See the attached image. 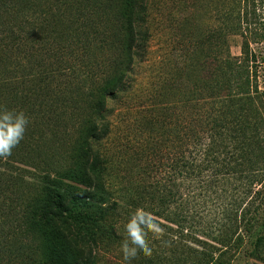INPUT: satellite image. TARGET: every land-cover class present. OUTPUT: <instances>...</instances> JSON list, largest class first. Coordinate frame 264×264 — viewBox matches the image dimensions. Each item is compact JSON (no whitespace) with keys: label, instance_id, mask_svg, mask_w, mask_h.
Instances as JSON below:
<instances>
[{"label":"trees","instance_id":"1","mask_svg":"<svg viewBox=\"0 0 264 264\" xmlns=\"http://www.w3.org/2000/svg\"><path fill=\"white\" fill-rule=\"evenodd\" d=\"M150 8L0 0V107L29 118L0 158V246L14 264H96L100 223L124 203L191 238L207 256L198 264H223L242 234L264 231V90L249 39L264 41V23L254 33V2L222 0L220 57L211 59L217 34L198 43L162 93L174 103L140 115L134 144L108 148L109 105L146 57ZM232 36L243 37L239 57Z\"/></svg>","mask_w":264,"mask_h":264},{"label":"rangeland","instance_id":"2","mask_svg":"<svg viewBox=\"0 0 264 264\" xmlns=\"http://www.w3.org/2000/svg\"><path fill=\"white\" fill-rule=\"evenodd\" d=\"M253 2L259 9L255 13L249 11V20L255 23L252 26L254 33H261L263 29L260 22L264 23V0H249L250 5ZM149 3L151 38L148 52L144 60L134 66L127 90L109 105L112 133L107 139V146L113 154L120 145H127L129 142L134 144L135 131L139 129L138 119L142 113L159 107V104L174 103L173 97L162 96V93H165L164 89L183 73L179 69L188 63L198 43L207 45L209 36L218 35L219 53L211 58L213 61L220 57L223 48L219 36L223 26L222 0H149ZM261 4L263 7H260ZM249 39L256 57L259 86L264 90V41L253 40L252 36ZM242 43L243 37H230V51L234 57L241 56ZM107 183L110 192L118 195L122 185L111 172ZM184 184L186 186L183 191L187 196L185 188L189 186V182ZM121 207L100 223L98 245L93 251L96 264H123L120 244L125 236L124 226L131 213L125 203ZM259 211L263 213V205L259 206ZM152 221L159 224L164 231L158 236L149 233L151 256L140 255L132 264H146V261H151L150 264H198L207 257L191 238L181 236L176 226L156 218H152ZM262 236L264 231L258 230L242 234L241 241H236L230 252L221 257V263L264 264V241L256 244L257 239ZM12 256L0 246V264H14Z\"/></svg>","mask_w":264,"mask_h":264},{"label":"clouds","instance_id":"3","mask_svg":"<svg viewBox=\"0 0 264 264\" xmlns=\"http://www.w3.org/2000/svg\"><path fill=\"white\" fill-rule=\"evenodd\" d=\"M29 118L23 111L0 107V158L11 156L24 139ZM164 229L151 220L150 214L137 209L124 226L125 236L120 244L123 264H132L140 255L151 256L148 235H160Z\"/></svg>","mask_w":264,"mask_h":264}]
</instances>
